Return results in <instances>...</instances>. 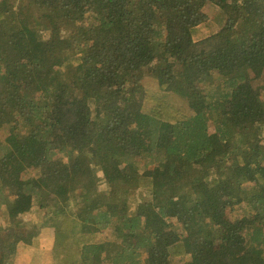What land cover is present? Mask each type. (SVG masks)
<instances>
[{"label": "trees", "instance_id": "trees-1", "mask_svg": "<svg viewBox=\"0 0 264 264\" xmlns=\"http://www.w3.org/2000/svg\"><path fill=\"white\" fill-rule=\"evenodd\" d=\"M34 208L51 264H264V0H0V264Z\"/></svg>", "mask_w": 264, "mask_h": 264}, {"label": "rangeland", "instance_id": "rangeland-1", "mask_svg": "<svg viewBox=\"0 0 264 264\" xmlns=\"http://www.w3.org/2000/svg\"><path fill=\"white\" fill-rule=\"evenodd\" d=\"M206 13H209L211 16H214L215 13H219V9L208 4L205 9ZM210 132H214V128L211 127ZM4 135L7 133L3 132ZM4 136H1L3 139ZM66 159L64 163H66ZM98 177H103V174L97 171ZM104 187L105 185H101ZM100 186V187H101ZM149 193L146 189L136 190L131 199V203L134 206L139 201L143 199H149ZM38 208H34L33 212L26 214L22 219L32 227V232L27 231H17L13 234V242H18L16 247V253L14 257L13 264H51L50 250L53 244V238L55 236V222H49V219L45 222L41 221V216L37 212ZM37 225L38 227L34 226ZM42 226V227H40ZM36 227L37 231H34ZM107 240L111 239V236L108 232L104 234ZM21 239V240H20Z\"/></svg>", "mask_w": 264, "mask_h": 264}]
</instances>
